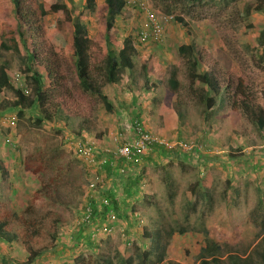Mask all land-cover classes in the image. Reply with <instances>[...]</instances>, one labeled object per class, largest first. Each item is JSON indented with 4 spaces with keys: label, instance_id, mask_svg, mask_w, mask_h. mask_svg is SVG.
<instances>
[{
    "label": "rangeland",
    "instance_id": "374dc122",
    "mask_svg": "<svg viewBox=\"0 0 264 264\" xmlns=\"http://www.w3.org/2000/svg\"><path fill=\"white\" fill-rule=\"evenodd\" d=\"M65 1H68L72 16L80 18L87 27L89 37L99 45L100 38L96 33L101 19L98 13L94 11L83 15L81 10L84 0ZM96 1L97 5L103 2ZM135 1L137 5L125 6L116 17L113 33L118 48L127 36L135 41V65L131 70H124L115 85L105 84L98 73L96 82L112 101L127 97L132 102L133 98L144 97L147 102L149 97H152L153 106L157 107V111H153L150 102L146 104L154 113L153 121H149L151 123L147 129L164 137L169 143L182 140L199 143L200 148L191 151L175 148L178 152L176 157H167L157 151L149 152L141 158L139 165L135 167V173L142 175L141 192L133 198H124V205L121 204V207L126 209L127 219L119 220L118 223L116 221L110 235H96L93 240L97 245L95 248L86 247L84 237L88 234L86 226L83 225L84 227L76 231L80 233L76 240V250L67 254L69 251L64 248L65 254L68 259H71L72 255H81L85 261H93L104 255L114 259L116 247L121 243L126 242V248L130 251L134 250L135 245L145 249L147 242L142 241V230L153 231L156 228L162 232L166 245L163 259L154 264H167V260L176 264H198L199 251L205 245L206 236L220 247L221 257L228 251L244 255L257 238L264 235V128H259L240 106L235 111L229 108L227 102L220 108L214 106L205 117L204 104L200 102L198 93L209 89L200 82L190 85L186 59L178 53L177 48L182 44H192L198 54L206 59L218 80L220 77L225 78L226 73L230 72L235 79L243 77L245 84L252 85L257 91L258 83L264 80V63L258 57L264 52V38L259 37L260 32L264 31V10H255L248 17L241 19L242 4L245 6L254 0H215V4L207 2L206 7H197L190 14L183 15L186 26H182L173 18L169 19L162 25L160 38L149 37L140 43L137 32L142 26L146 27L145 10L155 13L158 17L167 10L166 3L161 0ZM239 3H242V7L238 6ZM60 33L68 36L69 28L63 25ZM93 51L96 53V50ZM150 57L152 58L148 74H145L142 66ZM6 58L11 65L8 69L11 82L18 87L25 86L27 79L22 70V62L13 55H6ZM61 59L64 67L68 68L63 56ZM70 70L67 69L68 74ZM172 70L177 72L176 79L179 83L175 91L168 85L169 73ZM15 72L19 73L17 78L14 77ZM68 85L73 93L79 95L71 78ZM255 91H252L253 95L248 96L253 101V106L264 107V99ZM80 95L77 96V106L89 121L87 125L90 124V128L85 131L87 134L95 133V136L88 135L92 136L89 139H96L101 143V136L106 135L110 137L108 141L113 145L114 134L126 135L123 130H118V122L113 123L109 118L116 115V110V113H113V110L107 111L97 95ZM14 99V92L10 88L5 87L0 91V117L6 118L7 115L16 114V109L11 105ZM130 106L128 103L127 110H130ZM170 109L175 112L179 109L176 112L175 128L162 124L164 115L167 116ZM33 112L35 111L27 110L25 118L21 119V135L17 134L14 126L18 122L17 115L14 122L4 119L0 124V163L5 164L8 173V179H0V185L4 189L2 200L10 207L19 209L25 204H30L42 215L46 208L30 198L31 192L40 186L41 177L26 174L23 160L38 146L50 144L63 146L75 157L66 146L65 137L77 135L75 133L80 119L61 109L54 122L43 123L41 132H27L26 126L32 121L29 115ZM129 115L134 113L131 111ZM97 130L101 133L96 134ZM83 131L84 129L80 132ZM113 143L115 145V142ZM78 161L79 168L85 173L82 188L78 193L71 192V195L72 187L66 188L64 193L68 190V204L59 209L65 223L58 231H70L69 238L75 234L74 229H77L75 221L84 203V191L87 189L90 175L81 161ZM129 173L134 174L131 166L125 174ZM113 182H107L106 187L114 184L117 185L118 191V183ZM193 188L197 194L195 198L191 192ZM188 203L192 205L189 206ZM130 206L133 207L132 210ZM132 211H135L138 218L136 223H132ZM94 227L96 226L91 225L89 229L93 230ZM181 229L184 231L181 232ZM203 231H207V234ZM166 233L169 234L167 238ZM69 244L68 239L67 245L72 246ZM0 255L10 261L8 264H15L16 260L24 258L25 252L18 243L13 249L0 241ZM154 258L152 255L149 262ZM38 264L45 263L41 261ZM47 264L55 263L49 260ZM254 264L259 263L255 261Z\"/></svg>",
    "mask_w": 264,
    "mask_h": 264
},
{
    "label": "trees",
    "instance_id": "16d2710c",
    "mask_svg": "<svg viewBox=\"0 0 264 264\" xmlns=\"http://www.w3.org/2000/svg\"><path fill=\"white\" fill-rule=\"evenodd\" d=\"M161 1L166 3L167 12L165 14L172 16L182 26H186L184 14H190L197 7H206L207 2L215 4V0ZM240 4L242 3H239L238 6ZM242 5L243 7L240 6L243 10L240 15L241 19L248 17L255 10H264V0H254L245 6ZM124 7L123 0H103L101 5H97L96 0H84L81 13L85 15L96 11L102 21H100L96 33L100 38L98 45L89 37L87 27L80 18L72 16L68 1L0 0V91L8 87L14 92L15 99L11 105L16 109L15 115L18 116V122L14 125L17 134L21 135L19 131L21 124L19 123L21 119L25 118L27 110L35 111L29 115L32 121L26 126L27 132L31 130L41 132L43 123L54 122L59 117L61 109L80 119L75 134L79 135L83 129L88 130L90 128V124L87 125L89 121L77 106L80 94V96L83 94L86 96L97 95L107 111L113 110L112 104L102 92L100 84L96 82V74L101 76L105 84L115 85L119 82L121 73L124 70H131L135 65L133 57L136 50L135 41L127 36L122 40L121 47L118 48L113 35L116 17ZM174 12L178 14L175 15ZM63 25L69 28L68 36L60 33V28ZM259 37L264 38V31L260 32ZM93 50H96V53ZM177 51L186 59L190 85L200 82L209 89V91L198 93L200 102L204 104L205 117L210 114L214 106L220 108L227 102L229 108L235 111L240 106L247 112L249 118L257 123L259 128H264V107L253 106V101L248 96L253 95L252 91L255 90L252 85L245 84L243 77L235 79L229 72L226 73L225 78L220 77L218 80L206 59L198 54L192 44L179 45ZM6 55H13L22 62V70L27 79L26 86L29 88L28 92H25L24 86L18 87L11 82L8 74L11 65ZM61 56L66 60L68 68L64 67L65 64H63ZM258 57L264 63L263 51ZM151 58L142 66L145 74H148ZM67 69H71L69 74ZM176 76L175 70L169 73L168 85L172 91L179 87ZM70 78L78 89L79 95L73 93L69 87L68 80ZM255 92H258L261 99H264V80L258 83ZM194 144L195 147L199 146V143ZM157 151L167 157L173 155L176 157L178 154L175 148L170 150L154 148L151 152L156 153ZM76 160L63 146L55 144L38 146L24 158L25 173L41 177L40 186L31 192L30 198L35 199L41 207L46 208L42 215L38 214L37 209L30 204H25L19 209L10 207L7 202L2 200L4 189L0 185V241H3L9 248H15V244L18 243L25 252L24 258L16 260L15 264H37L41 257L46 258V254L50 256L54 251H56V256H60L59 259H64L62 264L65 262L68 264L69 260V264H154V262L161 261L165 254L166 241L162 238L160 229L156 228L153 231L142 230V241L147 242L145 249L135 245L134 250L130 251L126 248L125 242L117 245L114 259L104 255L93 261H85L81 255H72V258L68 259L65 254L64 248L68 249L67 254L76 250L78 245L76 240L80 234L76 231L84 227L83 224H77L75 221L77 229H74L75 234H70L69 245L72 244V246L57 248L60 235L58 229L65 223L59 209L68 204L66 200L68 190L66 194L64 191L66 188L72 187L70 195L71 192L78 193L85 178V173L83 174L78 166V160ZM118 166H126V168L131 166L133 171H136L135 167L138 165L135 162L128 165L119 160ZM87 174L89 175L88 170ZM113 177L112 181L118 183V191L117 185L111 184L107 191L104 188L100 192L101 196L108 201V209L100 208L101 212H99L97 204L94 202L96 197L91 199L84 196V202L91 200V204L96 208V217L85 223L88 233L91 229L89 226L100 224L106 218L108 211L114 214L117 223L119 220L125 221L128 216L126 209L121 207L123 199L133 198L141 192V173L125 174L123 178L113 172ZM0 179L5 181L8 179L7 169L3 162L0 163ZM191 192L195 198L194 188ZM129 208L133 209L132 206ZM132 218V223H136L138 218L136 216H132ZM92 222L93 224H91ZM203 233L207 234V231H203ZM168 236L169 234L166 233L165 237ZM207 237L205 245L199 251L198 264H254L255 261L264 264V235H260L244 255L228 251L224 257L219 255L221 250L217 243ZM94 239H96L95 236L86 235L84 237L86 247H97L96 243H93ZM152 255L155 258L149 262ZM51 261L54 262L56 259H51ZM9 262L5 256L0 255V264ZM166 262L167 264H176L171 260Z\"/></svg>",
    "mask_w": 264,
    "mask_h": 264
},
{
    "label": "built area",
    "instance_id": "2783aa9c",
    "mask_svg": "<svg viewBox=\"0 0 264 264\" xmlns=\"http://www.w3.org/2000/svg\"><path fill=\"white\" fill-rule=\"evenodd\" d=\"M126 6L136 4L135 0H123ZM137 5V4H136ZM145 17L147 20L146 27H141L137 32V38L140 43L145 42L149 37L154 39L160 38L162 25L165 21L172 19V16L163 14L161 16L155 15V13L145 10ZM148 25V26H147ZM19 73L15 72L14 77H18ZM25 92L29 91V88L25 86ZM7 119L9 122H14L16 119L15 114L7 115L6 118L0 117V124ZM135 136L131 139H124L121 133L113 135L112 139L115 142L113 148H104L97 140L81 138L79 136H66L65 144L73 155L81 161L84 167L89 171V181L87 183V189L84 191V196L94 199L97 204V210L100 208L108 209V201L101 196L100 192L105 188V176L104 171L106 167L113 172L120 174L124 177L126 173V166H118L119 160H122L126 164L135 162L140 163V159L146 156L154 148H164L166 150L178 149L182 151H191L195 148L199 149V146L195 147L193 142L178 141L176 143H169L164 137L159 136L149 131L140 121L134 123ZM95 209L91 204V200L84 202L79 210L77 224H85L94 219ZM132 216H136L133 212ZM103 221V222H102ZM100 224L91 229L90 236H108L114 228L113 224L117 221L114 214L108 211L106 218H104Z\"/></svg>",
    "mask_w": 264,
    "mask_h": 264
},
{
    "label": "crops",
    "instance_id": "0c3cea01",
    "mask_svg": "<svg viewBox=\"0 0 264 264\" xmlns=\"http://www.w3.org/2000/svg\"><path fill=\"white\" fill-rule=\"evenodd\" d=\"M107 99L108 101L112 104V109L113 111H116L113 112V113H116L115 116H110L109 118H111L112 122L113 123H117V127H118V130H123L126 135L123 136L124 139H131L133 138L136 134H135V131H134V123L135 122H138L140 121L141 124H143V126H145L146 128L149 127V123H151L153 120V117H154V113L152 112V110H149L148 109V106H146V104L148 102L151 103L152 107H153V111L156 112L157 111V107L154 108L153 106V98L152 97H149V101H145V98L144 97H141V99H138V98H133V103L130 101L129 98L125 97L124 99L120 100L119 101L117 100H114L112 101L108 96H107ZM128 103L131 105L130 106V110H127V105ZM149 103V105H150ZM118 108V109H116ZM119 106H120V109H119ZM133 112L134 115H129V112ZM168 115H164V118L162 119V124L165 126V127H172V128H175L176 126V122H177V115H176V112L174 109H170L168 112ZM146 114V115H145ZM151 120V122H149ZM147 122V123H146ZM174 126V127H173ZM96 134L97 132L101 133L100 130H97L95 131ZM122 134V133H121ZM124 134V133H123ZM122 134V135H123ZM88 135H92V136H95V133H92V132H89V134L86 133V131L84 130L83 132H80L79 133V136L82 137V138H90L92 136H88ZM97 136V135H96ZM98 137V136H97ZM104 137V139H103ZM101 136V145L104 147V148H107V149H110V148H113V141H112V144L111 145L108 141V139H110V137L104 135V136ZM129 165V164H128ZM107 170V171H106ZM111 171L106 167L105 171H104V174H106L105 176V188H106V191L110 188V184L108 185L109 187H106L107 185V182L108 183H111V181L113 180V174L111 173ZM116 175H120L118 173H116ZM103 222V221H102ZM62 232H59L61 234V236L59 237V240H58V247L57 248H61V247H64V246H67L68 244V239L70 240L69 238V232L65 231V230H61ZM4 243V242H3ZM6 245V244H5ZM3 248V247H1ZM14 249V248H13ZM48 258V259H47ZM60 256H56V251H54V253H52V256L50 257L49 255L46 254V258H40L38 261H37V264L39 262L42 261V263H45L47 264V262L51 259H56V261H52L53 263L55 264H62V262L64 261V259H59ZM47 260V261H46Z\"/></svg>",
    "mask_w": 264,
    "mask_h": 264
},
{
    "label": "clouds",
    "instance_id": "9594fccd",
    "mask_svg": "<svg viewBox=\"0 0 264 264\" xmlns=\"http://www.w3.org/2000/svg\"><path fill=\"white\" fill-rule=\"evenodd\" d=\"M125 6H126V5H125ZM26 85H27V84H25V86H26ZM25 86H24V87H25ZM20 87H21V86H20ZM70 136H75V137H77V136H79V135H70ZM79 137H80V136H79ZM81 138H82V137H81ZM95 140H96V139H95ZM137 165H139V164H137ZM86 170H87V169H86ZM127 170H129V166L127 167L126 171H127ZM132 171H133V169H132ZM134 173H135V171H134ZM133 212H135V211L130 212V213H131V216H132ZM84 225H85V224H84ZM82 226H83V225H82ZM87 234L89 235L90 232H89V233L87 232Z\"/></svg>",
    "mask_w": 264,
    "mask_h": 264
}]
</instances>
